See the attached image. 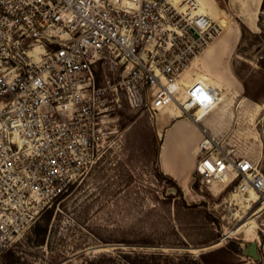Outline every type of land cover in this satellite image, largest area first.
Returning a JSON list of instances; mask_svg holds the SVG:
<instances>
[{
  "label": "built area",
  "instance_id": "built-area-1",
  "mask_svg": "<svg viewBox=\"0 0 264 264\" xmlns=\"http://www.w3.org/2000/svg\"><path fill=\"white\" fill-rule=\"evenodd\" d=\"M222 31L197 0H0V255L107 148L114 92L152 117L176 106L200 125L202 189L264 200L259 164L201 124L220 88L184 76ZM99 63L113 74L101 84Z\"/></svg>",
  "mask_w": 264,
  "mask_h": 264
},
{
  "label": "rangeland",
  "instance_id": "rangeland-1",
  "mask_svg": "<svg viewBox=\"0 0 264 264\" xmlns=\"http://www.w3.org/2000/svg\"><path fill=\"white\" fill-rule=\"evenodd\" d=\"M197 1L227 25L197 67L184 73L225 91L201 124L264 172V0ZM94 72L99 84L113 75L102 63ZM112 97L107 148L0 255V264H207L205 256L211 264H264V200L257 193L243 202L236 195L216 197L202 189L196 171L188 185L164 173V132L185 116H171L169 108L152 117L123 92ZM183 131L190 153L194 133ZM173 186L177 192L168 193ZM251 242L259 260L245 253ZM213 250L219 252L209 255Z\"/></svg>",
  "mask_w": 264,
  "mask_h": 264
},
{
  "label": "crops",
  "instance_id": "crops-1",
  "mask_svg": "<svg viewBox=\"0 0 264 264\" xmlns=\"http://www.w3.org/2000/svg\"><path fill=\"white\" fill-rule=\"evenodd\" d=\"M221 92L225 91L222 90ZM202 126L207 127V124H202ZM186 127L194 133L193 143H191L190 146V153L187 152L185 146L186 136L183 137V129H186ZM201 139V127L196 122L182 116L181 118L171 121L164 132L161 145L160 164L163 172L176 179H181L183 183L188 185L192 173L196 169ZM172 157H178V159L174 161L171 160Z\"/></svg>",
  "mask_w": 264,
  "mask_h": 264
},
{
  "label": "water",
  "instance_id": "water-1",
  "mask_svg": "<svg viewBox=\"0 0 264 264\" xmlns=\"http://www.w3.org/2000/svg\"><path fill=\"white\" fill-rule=\"evenodd\" d=\"M171 190L175 193L177 192L178 188L176 186L169 187L167 192L170 193ZM245 253L254 257L256 260H259L260 254L257 242H251L249 246L245 249Z\"/></svg>",
  "mask_w": 264,
  "mask_h": 264
},
{
  "label": "bare ground",
  "instance_id": "bare-ground-1",
  "mask_svg": "<svg viewBox=\"0 0 264 264\" xmlns=\"http://www.w3.org/2000/svg\"><path fill=\"white\" fill-rule=\"evenodd\" d=\"M174 1H175V2H179V1H181V0H174ZM200 11L208 12V11H206V10H200ZM219 20H220L221 24L223 25V28L226 29L227 25L224 24V20H222L221 18H219ZM224 29H223V30H224ZM213 43H214V42H213ZM220 100H221V99H220ZM219 102H220V101H219ZM217 106H218V105H217ZM216 108H217V107H216ZM216 108H215V109H216ZM170 112H171V113H170L171 116H172L173 114H175V113L178 114V115L180 114V113H179L180 111H179V109H178L176 106H172V107H170ZM163 115H164V114H163ZM206 115H207V114H201V115H200V120L203 119ZM166 118H167V117H166ZM254 193H255V192L251 191V195L254 194ZM236 196L239 197L240 202H243L244 200L248 199V198H246L245 196H243V195H241V194H240V195L236 194ZM261 207H262V206H261ZM261 207H260V208H261Z\"/></svg>",
  "mask_w": 264,
  "mask_h": 264
},
{
  "label": "trees",
  "instance_id": "trees-1",
  "mask_svg": "<svg viewBox=\"0 0 264 264\" xmlns=\"http://www.w3.org/2000/svg\"><path fill=\"white\" fill-rule=\"evenodd\" d=\"M45 232V231H44ZM223 249V251H225L226 249H227V247H225V248H222ZM222 249H218V250H222ZM218 250H213V251H211V252H209V255H214L215 256V254H217L219 251ZM205 262L207 263V264H211V262L207 259V257L205 256ZM134 264H142L141 262H134ZM234 264H236V263H234Z\"/></svg>",
  "mask_w": 264,
  "mask_h": 264
}]
</instances>
